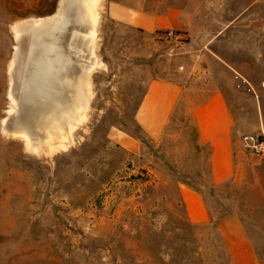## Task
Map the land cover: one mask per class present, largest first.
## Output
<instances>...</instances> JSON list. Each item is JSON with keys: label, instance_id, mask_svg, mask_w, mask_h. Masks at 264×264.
<instances>
[{"label": "rangeland", "instance_id": "obj_1", "mask_svg": "<svg viewBox=\"0 0 264 264\" xmlns=\"http://www.w3.org/2000/svg\"><path fill=\"white\" fill-rule=\"evenodd\" d=\"M91 1L0 0V264H190L193 252L194 264H221L211 225L194 238L179 231L183 183L201 190L213 217L242 216L264 260V164L247 160L241 178L210 193L208 155L185 102L158 141L136 121L150 81L194 87V29H210L205 43L250 0H103L96 56L82 37ZM169 14L177 29L144 22ZM40 18L16 38V23ZM216 51L250 81L230 101L238 129L257 135L264 50ZM83 113L68 149L50 151Z\"/></svg>", "mask_w": 264, "mask_h": 264}, {"label": "crops", "instance_id": "obj_2", "mask_svg": "<svg viewBox=\"0 0 264 264\" xmlns=\"http://www.w3.org/2000/svg\"><path fill=\"white\" fill-rule=\"evenodd\" d=\"M229 18L230 21L214 32L213 38H207L202 44L197 43L204 39L199 36L206 34L208 37L210 29H194L197 31L194 34L197 38L194 42V87L178 79H154L149 82L136 111L137 123L153 140L158 141L162 139L180 104L185 102L194 126L196 145L207 152L210 184L213 185L241 178L247 160L264 164V156L256 157L245 149L243 137L246 135L238 129L230 101L231 92L245 89L250 81L238 71L239 64L230 56H222L216 51L220 43L225 51L264 50V0H250L249 4ZM144 22L154 31L172 30L179 27L180 18L178 14H169L148 18ZM214 67L220 68L226 78L221 79ZM246 90H253L258 98L254 88ZM262 120L263 126L252 127V133H264V110ZM131 143L138 146L136 141ZM180 193L186 218L192 224L215 225L230 264H264L240 216L215 219L203 193L186 183L180 185Z\"/></svg>", "mask_w": 264, "mask_h": 264}, {"label": "bare ground", "instance_id": "obj_3", "mask_svg": "<svg viewBox=\"0 0 264 264\" xmlns=\"http://www.w3.org/2000/svg\"><path fill=\"white\" fill-rule=\"evenodd\" d=\"M102 2H103V0H92L91 1V4L89 6L91 7V13H92V28H91L89 33L82 35L83 38L90 39L91 42L93 43L92 54L94 56H96L95 55V49L97 46L96 42H97L98 27H99V23H100V9L102 7ZM44 21H46V19L40 18V19H36V20H30V21H26V22L16 23L13 26L15 33H16V38L18 37V35L20 33L19 32L20 30H18L19 28L21 29V27H26L28 25L35 26L38 24H42L41 22H44ZM99 65H100V62H97L96 66H99ZM89 71H91V70H89ZM88 106H89V101L87 100L86 103L84 104V110H87ZM86 118H87L86 115L83 113L79 119H77L74 123L70 124V127H69L67 134L60 133L57 138L50 136L51 138H53V139L55 138L57 140L55 143H50V151H55L58 149L67 150L68 147L72 144V139H73L70 136V134H72V132L77 129V126L80 125L81 123H83L86 120ZM120 139L124 140L125 138L120 137ZM27 145H29V142L27 143Z\"/></svg>", "mask_w": 264, "mask_h": 264}, {"label": "trees", "instance_id": "obj_4", "mask_svg": "<svg viewBox=\"0 0 264 264\" xmlns=\"http://www.w3.org/2000/svg\"><path fill=\"white\" fill-rule=\"evenodd\" d=\"M230 182H231V180L225 181V182H223L222 184H219V185L210 184V188H211L210 193L215 192L216 187H218L220 185H228ZM187 185L190 186L189 183H187ZM194 189H196L197 191L201 192V190H199L196 186H194ZM204 199H205V197H204ZM232 215L240 216L238 213H233V212H230V213L217 212L214 218L215 219H222V218H226V217H229V216H232ZM240 217L242 218V216H240ZM242 220H243V218H242ZM211 226L214 228V230H212L210 235H211L212 238H216L217 242L219 243L220 255L218 256V259L220 260L221 264H226V263L230 264L227 252H226V250H225V248L223 246V243L221 241V238H220L218 232L216 231L215 225L211 224ZM199 227L200 226L192 224L186 217H184L182 219L181 223H180L179 231L182 233V236H184V237L188 236L189 238H194V231H196ZM182 260H183V257H182ZM183 261L190 262V264H194V252H193V258L191 259V261H190L189 258H187V260L184 259Z\"/></svg>", "mask_w": 264, "mask_h": 264}, {"label": "built area", "instance_id": "obj_5", "mask_svg": "<svg viewBox=\"0 0 264 264\" xmlns=\"http://www.w3.org/2000/svg\"><path fill=\"white\" fill-rule=\"evenodd\" d=\"M243 145L245 149L256 157L264 156V135H246L243 137Z\"/></svg>", "mask_w": 264, "mask_h": 264}, {"label": "water", "instance_id": "obj_6", "mask_svg": "<svg viewBox=\"0 0 264 264\" xmlns=\"http://www.w3.org/2000/svg\"><path fill=\"white\" fill-rule=\"evenodd\" d=\"M28 26H26V28H27Z\"/></svg>", "mask_w": 264, "mask_h": 264}]
</instances>
